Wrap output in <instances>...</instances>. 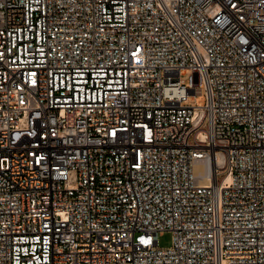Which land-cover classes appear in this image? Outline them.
Segmentation results:
<instances>
[{
    "label": "built area",
    "instance_id": "obj_1",
    "mask_svg": "<svg viewBox=\"0 0 264 264\" xmlns=\"http://www.w3.org/2000/svg\"><path fill=\"white\" fill-rule=\"evenodd\" d=\"M0 264H264V0H0Z\"/></svg>",
    "mask_w": 264,
    "mask_h": 264
},
{
    "label": "rangeland",
    "instance_id": "obj_2",
    "mask_svg": "<svg viewBox=\"0 0 264 264\" xmlns=\"http://www.w3.org/2000/svg\"><path fill=\"white\" fill-rule=\"evenodd\" d=\"M188 103L196 104L203 106L205 104V96L203 94H199L195 97V99H190ZM173 235L171 232H164L158 236L159 246L162 248H167L172 245Z\"/></svg>",
    "mask_w": 264,
    "mask_h": 264
}]
</instances>
